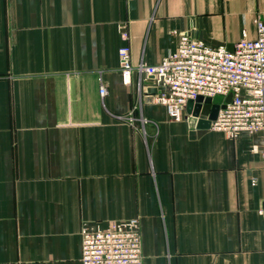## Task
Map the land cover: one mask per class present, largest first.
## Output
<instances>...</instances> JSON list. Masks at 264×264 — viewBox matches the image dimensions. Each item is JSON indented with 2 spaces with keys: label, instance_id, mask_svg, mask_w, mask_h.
Wrapping results in <instances>:
<instances>
[{
  "label": "crops",
  "instance_id": "1",
  "mask_svg": "<svg viewBox=\"0 0 264 264\" xmlns=\"http://www.w3.org/2000/svg\"><path fill=\"white\" fill-rule=\"evenodd\" d=\"M256 18L264 0H0V264H81L82 226L132 217L143 264H264L263 136L170 120L117 57L121 28L156 65L173 30L227 47Z\"/></svg>",
  "mask_w": 264,
  "mask_h": 264
},
{
  "label": "built area",
  "instance_id": "2",
  "mask_svg": "<svg viewBox=\"0 0 264 264\" xmlns=\"http://www.w3.org/2000/svg\"><path fill=\"white\" fill-rule=\"evenodd\" d=\"M255 36L247 37L242 31L241 39L229 50L226 46H211L199 40L193 32L173 30L176 40L173 51L156 65L139 62L132 65L127 32L121 28L123 44L117 51L119 72L123 85L131 84L133 74L151 78L161 83L162 90L151 96L153 103L164 108L173 121L189 120L187 102L198 96L215 100L219 105L228 94L229 103L218 111L209 130L220 132L228 139L261 134L264 138V21L254 20ZM100 80V79H99ZM107 87L99 81V95H107ZM126 116L133 122V112ZM144 123V122H143ZM264 164L262 148L252 147ZM254 185V183H253ZM264 215V209L259 210ZM81 264H143L142 238L139 219L136 217L108 223L104 228L80 229Z\"/></svg>",
  "mask_w": 264,
  "mask_h": 264
},
{
  "label": "water",
  "instance_id": "3",
  "mask_svg": "<svg viewBox=\"0 0 264 264\" xmlns=\"http://www.w3.org/2000/svg\"><path fill=\"white\" fill-rule=\"evenodd\" d=\"M229 50L232 49V45L227 46ZM161 85V83H160ZM232 94H228L223 100V104L219 105L221 101L220 98L211 100L210 98H203L198 96L193 101L187 102L186 113L191 115L193 120L196 122V126L199 129H209L210 123L216 119L218 111L225 107V104L229 103L231 100ZM151 99V98H150ZM152 100V99H151Z\"/></svg>",
  "mask_w": 264,
  "mask_h": 264
}]
</instances>
